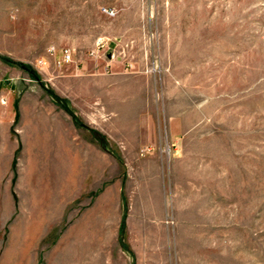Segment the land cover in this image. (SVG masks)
<instances>
[{
    "label": "rangeland",
    "instance_id": "1",
    "mask_svg": "<svg viewBox=\"0 0 264 264\" xmlns=\"http://www.w3.org/2000/svg\"><path fill=\"white\" fill-rule=\"evenodd\" d=\"M0 264H264V0H0Z\"/></svg>",
    "mask_w": 264,
    "mask_h": 264
},
{
    "label": "built area",
    "instance_id": "2",
    "mask_svg": "<svg viewBox=\"0 0 264 264\" xmlns=\"http://www.w3.org/2000/svg\"><path fill=\"white\" fill-rule=\"evenodd\" d=\"M104 13L108 14L109 16L115 14L112 10L111 11L104 10ZM63 59H64V64L72 62L71 54L68 51L64 53Z\"/></svg>",
    "mask_w": 264,
    "mask_h": 264
}]
</instances>
